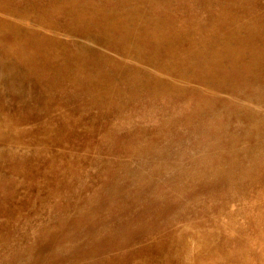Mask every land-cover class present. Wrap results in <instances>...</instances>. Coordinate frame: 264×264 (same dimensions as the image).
<instances>
[{
	"label": "rangeland",
	"instance_id": "obj_1",
	"mask_svg": "<svg viewBox=\"0 0 264 264\" xmlns=\"http://www.w3.org/2000/svg\"><path fill=\"white\" fill-rule=\"evenodd\" d=\"M0 264H264V0H0Z\"/></svg>",
	"mask_w": 264,
	"mask_h": 264
},
{
	"label": "bare ground",
	"instance_id": "obj_2",
	"mask_svg": "<svg viewBox=\"0 0 264 264\" xmlns=\"http://www.w3.org/2000/svg\"><path fill=\"white\" fill-rule=\"evenodd\" d=\"M226 48H227V47H226ZM224 56H225V55H224ZM224 56H223V57H224Z\"/></svg>",
	"mask_w": 264,
	"mask_h": 264
}]
</instances>
